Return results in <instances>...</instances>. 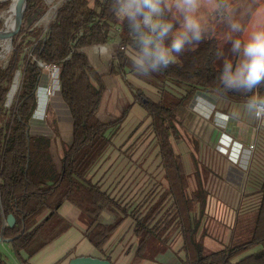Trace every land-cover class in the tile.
I'll return each mask as SVG.
<instances>
[{"label":"trees","instance_id":"16d2710c","mask_svg":"<svg viewBox=\"0 0 264 264\" xmlns=\"http://www.w3.org/2000/svg\"><path fill=\"white\" fill-rule=\"evenodd\" d=\"M111 2L65 0L43 37H40L42 27L27 31L9 60L0 63V236L11 238L6 242L18 264H31V258L38 251L71 226L70 220L60 212L63 203L69 201L81 210L87 223L85 235L102 251L100 257L115 264L105 246L127 218L134 220L133 264L155 255L156 258L163 256L168 249L165 247L170 236L168 227L176 223L184 241L175 264H264V179L251 238L205 253L197 232L206 191L199 169H195L197 186L189 191L183 155L173 145V138L180 134L175 123L176 110L187 104L197 90L233 101L246 102L252 95L221 92L218 77L223 59L217 53H224V47L217 36H205L198 46L186 50L166 70L150 75L163 84L157 100L147 97L134 81L125 79L132 96L142 104L146 118L151 120L168 181L161 197L153 204L133 207L88 175L92 164L121 131L122 121L129 112L124 108L116 117L100 116L107 83L105 74L92 63L86 50L90 45L108 42L113 31H117L120 41L114 50L110 71L122 76L133 71L128 27L114 14ZM8 10L2 13L3 20H8ZM46 10L45 0H30L26 19L42 15ZM29 35L34 39H28ZM28 45L31 48L27 49ZM40 62L59 68L60 94L72 117L71 139L64 144L59 159L52 152V136L32 129V117L39 102L37 91L44 72ZM19 70L21 79L16 96L7 106L8 93ZM257 91L264 96V86ZM104 210L113 214L110 221L102 219ZM10 213L16 218L13 225L7 223ZM0 264H9L8 255L3 252H0Z\"/></svg>","mask_w":264,"mask_h":264},{"label":"rangeland","instance_id":"374dc122","mask_svg":"<svg viewBox=\"0 0 264 264\" xmlns=\"http://www.w3.org/2000/svg\"><path fill=\"white\" fill-rule=\"evenodd\" d=\"M64 1L45 0L47 10L42 15L32 16L34 18L30 23L27 22L28 19H26L25 12H23V23L18 34L17 43L27 31L36 27L43 28L40 35V37H43L49 22L55 17L59 6ZM229 3L234 8L237 6L240 12L244 11V19L239 20L245 29L242 33H231L225 18L219 14L212 13L207 7H202L199 14L208 25V31L205 36H217L220 44L224 47L225 58L236 59L228 51L230 47L227 43L228 38L232 36V38L243 40L247 38L250 32L264 28V0H229ZM10 5L2 12L8 9ZM27 38L34 39V36L29 35ZM31 46L28 45L27 49L31 48ZM90 46H95L96 48V45ZM13 49L0 58V63H6L9 60ZM40 63L44 67V72L37 91L39 102L32 117V129L52 136V152L54 157L59 159L63 153L64 144L71 139L72 117L67 103L60 94L59 68L56 65ZM109 65H103L104 69L109 70ZM112 78L113 80H109L99 114L103 119H109L120 115L124 108L129 111L127 117L122 121L121 131L113 142L115 160L118 162L115 175H117L120 184L116 196L133 207L141 204L150 205L161 197L165 190L164 188L168 187V181L165 169L161 164V158L158 155L159 148L152 132L151 120L146 118V111L142 104L132 96L125 79L134 81L143 88L147 97L154 100L158 99L159 89L163 84L150 76L139 77L132 71H127L124 76L122 74L112 75ZM19 84L20 81L16 87L12 86L10 91L11 99H7V106L14 102ZM190 102L191 100L181 106H188ZM178 109L176 110L175 123L180 134L173 138V145L183 155L188 172L189 191L192 192L197 186L198 177L195 174V169H199L203 188L206 191V204L199 222L197 237L203 242L204 248L209 250L213 248L211 245L206 247V241L209 238L214 243H217L218 247L222 246L220 249L250 239L260 207L261 184L264 179L263 124L257 119L252 120L248 124L250 134L245 143L248 145V149L254 153V157L250 156L248 158L244 164L243 176L239 175V178L236 179L238 181L233 185L227 181L230 180L228 177L225 178V168L220 163V157L216 153L217 149L219 150L218 142H215L211 137L210 129L206 131L205 122L201 119L195 122L196 114L191 111L183 118ZM211 121L213 122L212 118ZM231 144L232 142H226L222 143L221 146H225L228 150ZM251 144L254 146L250 147L249 145ZM251 155L253 154L251 153ZM128 167L130 168L128 169ZM73 222L75 221L73 220ZM133 224L134 220L127 218L119 234L112 240L116 241L117 245L115 247L119 248L121 245L125 247L120 249L118 253L115 249V256L122 260V264H133L132 251L136 246V236L131 235ZM168 228L170 229L168 233L170 236L167 239L169 247H165L170 251L160 260H158L159 256L156 258V255L153 257L150 254L152 258H146L140 264L177 263V252L183 246V235L178 223ZM88 242L85 240L84 245L88 244ZM95 250L97 255H102L100 249ZM0 252L8 255L9 264H18L8 242L0 241Z\"/></svg>","mask_w":264,"mask_h":264},{"label":"clouds","instance_id":"9594fccd","mask_svg":"<svg viewBox=\"0 0 264 264\" xmlns=\"http://www.w3.org/2000/svg\"><path fill=\"white\" fill-rule=\"evenodd\" d=\"M202 7L223 16L231 33L245 31L232 15L229 0H112V11L128 27L133 72L139 77L159 73L186 50L198 46L208 31L199 14ZM227 43L236 59L233 62L224 58L222 51L217 53L223 59L218 77L220 90L225 95L232 91L252 93L243 109L264 121V96L257 91L264 86V28L250 32L243 40L229 36Z\"/></svg>","mask_w":264,"mask_h":264},{"label":"crops","instance_id":"0c3cea01","mask_svg":"<svg viewBox=\"0 0 264 264\" xmlns=\"http://www.w3.org/2000/svg\"><path fill=\"white\" fill-rule=\"evenodd\" d=\"M232 9V15L235 19L238 21L244 19V11L240 12V9L237 6L235 8L232 7ZM119 41V34L117 31H115L108 42L96 45V48L95 46L86 47L92 63L99 69V71L105 74L107 86L109 85V80H113L112 75L119 74L112 73L110 68L109 70L104 69L103 65L110 64L109 66L111 67L114 57V50L116 49V46H118ZM244 103L245 101H233L214 93L197 90L191 99L190 104L188 106H180L178 109V111L182 114V117H186L188 112L191 111L196 114L197 118L195 119V122L198 119H201L205 122V125L207 126L206 131L210 129L211 137L213 140H215V142H218L219 150L217 149L216 153L217 156L220 157V163L225 168V178L228 177L230 180L227 181L233 185H235V183L238 181L236 179L239 178V175H242L244 172L245 162H247L250 156L254 157V153L248 149V145L245 142L248 135L250 134V131L248 130V124L252 120L254 121L255 118L244 111ZM235 113H239V115H234ZM211 118L213 122L211 121ZM259 122L264 126V121L259 120ZM113 142L108 145V147L92 164L88 175L92 176L95 181H100L104 189L111 191L113 195H117L116 192L119 190L120 184L118 182L117 175H115V173H117L116 167L118 162L115 160L116 156L115 148H113ZM226 142H232L228 150L225 146H221L222 143L224 144ZM251 153L253 155H251ZM129 168L130 167H128V169ZM60 212L70 220L71 226L73 220L75 221L73 222V226H70L65 232L38 251L31 258V264H67L68 260L75 255H97L95 253V249L98 248L85 235L87 223L82 217L81 210L73 203L66 201L60 207ZM101 217L105 221H110L113 218V214L104 210ZM122 225L118 228V230L114 233L105 246L106 250L111 253V256L116 264H122V260L116 258L115 249L118 253V251L124 246L121 245L119 248L115 247L117 245L116 241L112 240L115 239V236L119 234L121 227H123ZM131 235H135L134 224L133 229L131 230ZM85 240L89 242L88 244L84 245ZM207 241L206 247L211 245L213 248L210 250L204 248L205 252L215 251L222 247H218L219 245L214 243V241L210 238ZM135 250L136 246L132 251L133 257ZM168 251L170 250L167 249L163 253V256L159 255L158 260L164 258Z\"/></svg>","mask_w":264,"mask_h":264},{"label":"water","instance_id":"95a60500","mask_svg":"<svg viewBox=\"0 0 264 264\" xmlns=\"http://www.w3.org/2000/svg\"><path fill=\"white\" fill-rule=\"evenodd\" d=\"M15 0H0V33H1V37L2 40L4 38H8L7 39V45L5 46H1L0 45V58H2L3 56H5L8 52H10V50H12L13 48L16 47V43H17V39H18V34L19 31L21 29L22 23H23V12L26 11L27 6L30 2V0H26L23 8H22V13L19 17V23L20 26L16 31H13L11 34L9 33V29L8 26L6 25L5 21L3 20V18L1 17L2 15V9L3 7H5L6 5H8L9 3L13 2ZM17 1V0H16ZM34 17H31L30 19L27 20L28 23H30V21L33 19ZM9 33V34H8ZM7 49V52H6ZM20 72L17 71L15 74L16 75ZM15 79V78H14ZM14 82L11 85L10 91L12 89ZM10 91L8 93V100L10 99ZM8 102V101H7ZM16 222V218L14 216V214L10 213L7 216V223L9 225H13ZM11 238H2L0 236V241H9ZM67 264H115L112 260L108 259V258H102L100 256H93V255H75L72 256L69 260Z\"/></svg>","mask_w":264,"mask_h":264},{"label":"bare ground","instance_id":"6f19581e","mask_svg":"<svg viewBox=\"0 0 264 264\" xmlns=\"http://www.w3.org/2000/svg\"><path fill=\"white\" fill-rule=\"evenodd\" d=\"M25 2H26V0H17V1L15 0V1L11 2L10 7L8 8L9 10L6 9V10H8V20H4V21H5L6 25L8 26L10 34L13 31H16L20 26L19 17L22 13V8H23ZM5 11H3V12H5ZM7 39H9V37L8 38L6 37L2 40L1 33H0V45L1 46L6 47ZM6 52H7V49H6ZM19 78H20V72L16 75V77L14 79V84H13L14 87H16L18 82L20 81Z\"/></svg>","mask_w":264,"mask_h":264},{"label":"built area","instance_id":"2783aa9c","mask_svg":"<svg viewBox=\"0 0 264 264\" xmlns=\"http://www.w3.org/2000/svg\"><path fill=\"white\" fill-rule=\"evenodd\" d=\"M122 48H123V46H121ZM250 147H253L254 145L253 144H251V145H249Z\"/></svg>","mask_w":264,"mask_h":264}]
</instances>
